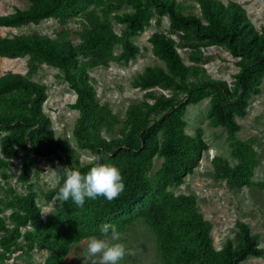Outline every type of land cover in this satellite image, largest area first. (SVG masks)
Listing matches in <instances>:
<instances>
[{"label":"trees","instance_id":"obj_1","mask_svg":"<svg viewBox=\"0 0 264 264\" xmlns=\"http://www.w3.org/2000/svg\"><path fill=\"white\" fill-rule=\"evenodd\" d=\"M29 1L26 8L0 14V27L37 24L50 17L64 23L80 10L79 3L84 0ZM195 1L204 21L194 14H184L183 6L171 0H95L103 6L105 17L83 34L79 44H74L64 31L54 38L37 32L0 35L1 57H27V75L18 72L0 75V131L7 132L0 140V163L17 156L20 149L26 158L25 167L34 165L35 155H53L60 165L86 173L93 157L101 155L102 163L119 168L125 183L124 191L111 202L104 197L86 198L81 208L69 199L61 203L56 213L47 215L46 220L34 202L33 192L6 201L0 199L3 206L12 210L10 219L16 225L8 231L0 216V229L5 232L2 246L7 247L15 240L19 227L29 225L37 233L27 236L29 245L49 251L44 264H59L72 243L90 236L100 237L102 223H113L121 232L129 222L143 217L155 235L162 264H239L248 256L264 255L258 234L240 220L235 223L236 243L226 239L220 248H215L211 223L198 211L194 198L184 194L174 196L165 189L181 183L206 148L199 135L185 132L183 119L186 106L205 97H209L211 117L226 130L231 155L236 160L228 165L222 158L214 157L215 175L225 179L231 188L241 187L249 183L257 163L251 143L235 136L239 129L235 117L245 114L248 99L258 91V76L264 74V28L255 29L245 9L235 1ZM122 4L132 6L133 11L115 16L124 24L117 33L107 15ZM151 8L158 17L166 15L169 19L168 34L153 32L149 37L152 50L163 61L165 70L148 66L134 85L141 89L161 86L172 93L150 95L151 102L129 106L118 136L107 139L101 136L100 128L109 131L114 116L96 100L86 66L134 58L137 47L130 38L149 23L153 15ZM172 35L179 41L223 46L238 58L239 69L232 83L203 73L198 75L193 66L181 60ZM116 44H120L121 50L114 54L112 49ZM42 63L57 68L75 92V100L70 104L78 112L73 135L78 145L91 153L89 163L80 164L74 158V149L48 128L49 118L42 110L46 87L28 76ZM155 155L162 157V162L154 175L149 176ZM57 192L56 185L52 193ZM150 193L152 198L148 200Z\"/></svg>","mask_w":264,"mask_h":264},{"label":"rangeland","instance_id":"obj_2","mask_svg":"<svg viewBox=\"0 0 264 264\" xmlns=\"http://www.w3.org/2000/svg\"><path fill=\"white\" fill-rule=\"evenodd\" d=\"M182 5L184 14H194L202 21L203 16L195 0H171ZM224 3L235 1L246 11L248 19L255 29L264 28V0H220ZM29 0H0V14H6L15 9H23L29 5ZM80 10L68 17L64 23L57 17L41 20L39 23H29L18 27H0V35L32 33L47 35L54 38L64 31L74 43L82 42L83 34L99 23L105 17L103 6L97 5L95 0H84L79 3ZM152 17L144 28L133 35L130 40L137 47L134 58L127 62L108 61L105 64H87L88 83L92 86L96 100L114 116L109 131L100 128L101 136L115 137L119 134L125 113L129 106L143 101L151 102L150 95L160 93L169 96L172 91L161 86L141 89L134 85L135 79L145 68L160 67L165 70L163 61L154 53L149 37L153 32L168 34L169 19L166 15L158 17L153 8ZM133 11V7L122 4L114 8L108 15L112 29L120 33L124 24L115 16ZM90 17V18H89ZM175 47L181 60L187 66H193L198 75L232 83L233 75L238 71V58L220 45H203L192 41H179L175 35ZM121 50L120 44L114 45L112 53ZM87 58H81L85 61ZM6 72H18L27 75V57L6 58L0 56V75ZM29 78L42 83L46 87V99L42 110L49 118L48 128L55 137L74 149V158L80 164L89 163L92 155L88 149L78 145L73 128L76 124L78 112L70 106L75 100V92L68 86L60 71L48 64L42 63L36 71L29 73ZM258 91L252 93L247 101L246 112L243 116H236L239 129L235 136L239 140L249 141L256 152L257 163L250 174L249 183L241 187L227 186L225 179L215 175L212 160L222 158L228 165L235 163L231 155L226 130L217 124L209 113V97L197 103L186 106L183 119L185 132L191 136L199 135L206 148L201 152L198 163L191 173L183 176L182 182L173 186H166V191L176 196L190 195L194 198L196 207L202 216L211 223L210 235L215 248H220L226 239L236 243L235 234L237 220L247 223L252 233L259 236V245L264 247V74H259L256 81ZM181 97L182 94H177ZM160 114V113H159ZM5 131H0V140ZM1 149V141H0ZM0 158L2 153L0 150ZM26 158L19 149L18 155L5 159L0 163V199L6 201L12 196H26L35 193L34 202L39 207L43 220L47 215L56 213L61 205L57 193H52L56 184L52 181V169L57 166L53 155H35V163L25 167ZM162 157L154 156L149 176H153L160 167ZM51 167V168H49ZM153 193V192H152ZM147 197L152 198L151 194ZM156 195V193H154ZM11 209L0 203V216L4 220L5 228L12 231L15 223L10 219ZM4 230L0 229V264H44L49 251L30 246L27 236L37 233L31 226L19 227V234L7 247L2 246L1 237ZM121 240L126 246V255L120 264H162V258L156 246V239L151 228L143 217L129 222L120 232ZM92 237V236H90ZM86 237L70 245L67 255L59 264H98L99 257L90 256L87 252ZM239 264H264L262 257L248 256Z\"/></svg>","mask_w":264,"mask_h":264},{"label":"clouds","instance_id":"obj_3","mask_svg":"<svg viewBox=\"0 0 264 264\" xmlns=\"http://www.w3.org/2000/svg\"><path fill=\"white\" fill-rule=\"evenodd\" d=\"M103 157H93V164L86 173L57 162L52 169V181L58 186L57 199L63 204L69 199L77 207H83L87 199L104 197L109 202L117 199L125 189L123 176L117 166L102 163ZM100 237L87 240V252L99 257L98 264H120L126 255V246L120 242L121 233L113 223L99 226Z\"/></svg>","mask_w":264,"mask_h":264}]
</instances>
